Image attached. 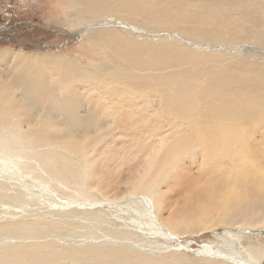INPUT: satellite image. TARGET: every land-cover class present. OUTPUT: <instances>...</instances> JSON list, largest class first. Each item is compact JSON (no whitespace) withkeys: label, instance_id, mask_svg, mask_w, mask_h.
<instances>
[{"label":"bare ground","instance_id":"obj_1","mask_svg":"<svg viewBox=\"0 0 264 264\" xmlns=\"http://www.w3.org/2000/svg\"><path fill=\"white\" fill-rule=\"evenodd\" d=\"M70 1L71 7L74 9L72 13H75L81 20L111 16L125 22L145 26V28L164 27L169 28L170 31L175 29L192 39L206 36L216 41L230 38L253 40L254 43L256 41L262 44L264 41V0ZM97 34L98 37L94 40L100 47H105V54L108 56L105 59L107 64L104 63L102 66L82 65L74 59L28 58L6 50L0 52V158L5 156V151L7 152L9 147L7 141L23 140L22 135L28 133L25 131L21 118H26L32 125H37L36 120L39 118V113L46 109L48 118H45L44 121L46 126H50L46 129H50L51 132L53 128L55 130L62 129L64 134L60 137L61 140L54 142L52 139H48L46 144L57 143L60 148L64 149L61 152L67 157L68 155L80 157L83 161H81L83 176H87V167L91 164H89L88 158L91 153H88L89 147L86 146V143L89 142L92 143V147L95 146L93 137H96L100 132L91 134L89 129L96 127V122H80L77 116L70 115L74 112L73 107L63 101L55 102V98L59 99L60 97L57 94L54 95L55 84L48 82V79L55 77V71L59 70L60 76L55 82L59 85L58 91L68 84H79L83 81L85 84H94L96 87L104 88L103 93L112 98L114 105L120 103L119 101L122 99H142L150 93H155L162 102L164 118L169 119L175 128H178L174 136L163 145L149 151L148 160L143 165L141 164L139 172H135L136 176L133 173L135 179L132 178L134 181L130 183L136 188L141 185L145 186L143 187L144 194L147 193L148 197L143 196L141 197L143 200L129 202V206H133L132 211L138 219L147 220L145 227L151 234L150 238H162L160 241L163 242L165 247L163 248L166 251L169 249L170 243L173 242L169 238L171 237L173 240L176 238L168 231L161 230L157 220H154L151 197L158 189L157 185L160 180L166 179L171 182L179 177L175 176V173L173 174L174 168L179 162L172 160L181 155H189L190 152L191 155L198 156L199 159L203 157L204 161L206 158L202 154L209 153L213 161L212 168L216 170L215 178H213L215 187L213 184H209L200 190H204L206 193L203 205L199 208V214L203 217L207 216L208 220L203 227L234 224L233 221L241 214L242 208H230V205L239 203L236 197L242 189L250 194L251 204L247 205V209L264 213V166L260 170L258 162L251 161L252 156H250L249 148V143H254L255 148L264 145V68L248 67L243 63L242 74L233 78L231 74H234L236 70L224 68L223 65L219 67L223 63L215 53L212 54L213 58L218 60L213 59L211 53L196 54V52H189V50L171 44L155 46L144 42L118 40V36H115L113 32ZM107 48L112 49L114 53L119 51L120 58L113 55ZM205 64H212L215 66L214 70L218 71L214 74L195 71ZM203 78L205 79L203 80ZM14 92L17 94V101H14ZM195 101L198 102L199 107L194 105ZM202 103L205 104L202 105ZM57 116L72 118L70 125L56 123ZM52 122H54L53 125ZM146 124L148 125V123ZM80 128H83V131H79ZM34 136L39 138L36 133ZM39 144L37 143L33 147L36 148ZM260 154L264 156V151H261ZM193 156L191 159L194 158ZM143 159L145 160V158ZM183 165L185 168L188 166L187 163ZM4 167V162L0 159V171ZM5 169L8 171L7 173L13 171L10 168ZM7 173H2L0 180L12 187L2 183L0 198L3 197V194L14 192L23 202L18 204L19 209H23L26 204L32 206V203H35L33 200L36 199H45L58 207L68 204L71 207L83 208L89 202V190L82 184H72L73 172L69 175L72 181L60 178L58 175L44 179L24 172H18V175L11 173L14 175V178L12 176L8 178L11 182H7ZM29 176L37 180V183L32 182L33 185H31L25 183L24 178H21ZM75 185V188L70 187ZM35 186L38 188L50 186L52 189H37ZM156 201L158 200L156 199ZM106 204L111 205L112 203L107 202ZM112 205L114 206V204ZM88 207L91 206L88 205ZM60 212L55 211V214ZM123 212L118 211L121 214H124ZM182 213L185 212L182 211ZM71 214L73 216L74 213L65 211L62 215L69 218ZM82 214L84 215L83 220L80 218V221L82 220L83 227L89 228L90 223L93 225H91L92 228L97 224H102L103 220L99 217L88 214L86 211ZM127 216L128 221L134 217ZM201 216L199 218H203ZM105 223L104 226L107 225V222ZM109 225L115 228L113 223H109ZM196 225L200 224L196 223ZM117 226L122 233L124 232L122 230H126L122 237H106L105 239H108L106 244L100 241V243H89V238H86L87 240L82 242V248L75 250L78 254L73 256L74 259L87 264H156L154 262L156 260L149 259V256L143 258L131 255V257L124 251L125 249L112 251L115 246L119 245L125 248L144 247L158 250L156 242L149 241L144 235L140 237L134 227L125 223ZM240 227L242 228L238 231L227 232L226 237L221 239V244L217 248L201 251V253H205L203 256L216 258L226 263L225 260H232L239 264H259L261 259L264 261V246L246 247L247 254L243 257L244 255L241 256L240 250L238 252V247L235 245L237 241L246 239L247 236L243 235V232L252 231L251 228L255 227L264 228V218L255 224L242 221ZM93 231L91 234L95 235L96 232ZM34 236L30 239L39 237ZM6 243L7 241L0 242V251H4L2 248ZM75 245L78 244L75 243ZM22 250L15 249L5 257L0 255V264H57L59 262L60 254L58 253L51 256L52 252L43 253V251L33 249L27 253ZM201 253L199 255H202ZM32 259H36V261H32Z\"/></svg>","mask_w":264,"mask_h":264},{"label":"rangeland","instance_id":"obj_2","mask_svg":"<svg viewBox=\"0 0 264 264\" xmlns=\"http://www.w3.org/2000/svg\"><path fill=\"white\" fill-rule=\"evenodd\" d=\"M70 3V0H12L9 4H0V52L6 50L15 55L28 58L74 59L82 65L102 66L106 63L105 59L108 56L105 54V47H100L94 38H97V33L100 32H113L115 36H118V40L144 42L155 46L171 44L189 50V52H196V54L204 53L206 55L211 53L212 58V54L215 53L216 57L223 63L219 67L223 65L224 68L228 67L236 70L234 74H231L233 78L242 74L243 63L247 64L248 67L264 68V41H262V44L256 41L254 43L253 40L252 42L230 38L221 40V42L206 36L192 39L175 29L170 31L169 28L164 27L145 28V26L125 22L111 16L81 20L75 13H72L74 9ZM107 49L120 58L119 51L114 53L112 49ZM143 58L146 59V57ZM143 58L142 60H144ZM217 58L214 57L213 59L218 60ZM214 67L212 64H205L200 69H195V71L203 74L205 72L214 74L218 71H215ZM56 71L55 77L48 79V82L55 84L54 95L57 94L60 97L59 99L54 97L55 102L63 101L68 106L73 107L74 112L70 115L77 116L80 122H96L97 126L89 129L91 134L100 132L96 137H93L95 138L93 141L95 146L92 147V143H86V146L89 147L88 153H91L88 158L89 164H91L87 167V176H83L84 171L81 168L83 167V161L80 157L73 155L67 157L61 152L64 149L60 148L57 143L46 144L48 139L56 142L61 140L60 137L64 135L62 129L55 130L53 128L52 132L50 129H46L50 127L46 126L44 121L45 118H48L46 109L39 113V118L36 120L37 125H32L28 123L26 118H21L25 131L28 133L22 135L23 140L7 141L9 143L7 152L5 151V156L0 158L5 165L4 169L0 171V175L8 172L5 168H10L13 170L11 173L16 175H18V172H24L36 178L44 179L58 175L60 178H66L69 181L71 180L69 175L73 172L74 180H71L72 184H82L84 188L86 187L89 190V202L83 208L71 207L68 204L58 207V205L45 199H36L33 200L35 203H32V206L26 204L23 209H19L18 204L23 202L14 192L3 194V197L0 198V242L7 241V243L2 248L4 251H0V255L5 257L15 249H23L22 252L27 253L35 249L43 251V253L52 252L51 256L54 253L60 254L57 264H87L73 257L78 254L75 250L82 248V242L89 238V243L104 242L106 244L108 241V239H105L106 237H122L126 230H122L124 231L122 233L117 225L121 226L125 223L134 227L137 231L135 232L140 234V237L144 235L147 236L149 241L156 242L158 250H154L155 248L150 250L144 247H137L138 249L136 247L125 248L119 245L115 246L112 251L125 249L124 251L130 256L136 255L143 258L149 256V259L154 258L156 260L154 261L156 264H239L232 260H225L226 263L216 258L203 256L205 253H201V251L208 248H217L221 244V239L226 237L227 232H235V230L238 231L242 228L240 227L242 221H248L251 224L262 221L264 213L247 209V205L251 204L249 201L250 194L242 189L236 197L239 203L230 205V208H242L241 214L233 221L234 224L203 227L208 220L206 219L207 216L203 217L199 214V208L203 205L206 193L204 190H200L209 184H213V187H215L213 178H215L214 173L216 170L212 168L213 161L209 153H207L209 156L202 154L206 158H204V161L202 160L203 157L199 159L198 156H193L190 152L189 155H181L173 159V162L177 160L179 162L173 171V174L175 173V176L179 177L171 182L166 179L160 180L157 185L158 189L151 197L152 210L155 215V218H152L155 221L157 220L161 230L168 231L176 238L172 240L173 242L170 245L168 244L169 249L167 251L164 249L163 242L160 241L162 238H150L151 234L148 233L145 227L147 220L138 219L132 211L133 206H129V202L143 200V198L141 199L143 196L148 197L147 193L144 194V185L136 188L130 183L134 181L132 178L135 179L141 164L143 165L148 160L149 151L163 145L178 131V128H175V125L169 119L164 118L165 115L159 96L150 93L142 99H122L119 101L120 103L114 105L112 98L103 93L104 88L96 87L94 84H85L83 81L79 84H68L58 91L59 85L55 82L60 73L59 70ZM223 71H226V69H223ZM14 101H17L16 92H14ZM197 101L194 102V105L199 107ZM204 104L202 103V105ZM57 117L56 123L65 126L70 125L72 118ZM146 123L151 124L147 127ZM53 124L54 122H52ZM79 131H83V128H80ZM34 133L39 138L35 137ZM37 143L40 144L34 148L33 146ZM249 148L251 151L250 156H252L251 161L258 162L261 170L264 166V156L260 152L264 151V145L255 148L254 143H249ZM192 156L193 159H191ZM183 158L184 160H182ZM182 162H184L183 164L187 163L188 166L185 168ZM11 173H7V179L10 176L14 178ZM21 178H24L25 183L31 185H33L32 182L37 183V180H34L32 176ZM7 182L11 181L8 179ZM2 183L6 182L0 180V188H2ZM6 185L8 184L6 183ZM70 187L75 188L76 185ZM37 189L48 190L52 187H37ZM63 195L66 196L64 193ZM160 201H162L161 204ZM107 202L114 204V206L106 204ZM70 205L74 206L73 204ZM88 205L91 207H88ZM55 211L61 212L55 214ZM65 211L74 214L73 216L71 214L69 218H65L62 215ZM85 211L99 217L104 222L101 221L102 224H97L98 228L96 226L92 228L91 223L89 226L92 229L83 227L81 223L84 215L82 213ZM118 211L123 212L125 215L118 213ZM182 211L185 213H182ZM127 215L134 217L128 221ZM185 216L186 218H184ZM199 216L203 218H199ZM190 221L194 222L193 225ZM105 222H107L108 226H106L108 228L103 225L106 224ZM109 223H113L115 228L110 227ZM196 223L200 225H196ZM191 227L192 230L190 231ZM251 229L252 231L243 232V235L247 236L246 239L235 243L238 252L240 250L241 256L244 255L243 257L247 254L246 247L264 246V228L255 227ZM91 231L96 232V234L92 235ZM127 232L133 233L131 231ZM34 235L39 237L30 239ZM75 243L78 245H75ZM200 253L202 255H199ZM32 261H36V259H32ZM258 263L264 264V261L261 259Z\"/></svg>","mask_w":264,"mask_h":264},{"label":"flooded vegetation","instance_id":"obj_3","mask_svg":"<svg viewBox=\"0 0 264 264\" xmlns=\"http://www.w3.org/2000/svg\"><path fill=\"white\" fill-rule=\"evenodd\" d=\"M12 0H0V4H9Z\"/></svg>","mask_w":264,"mask_h":264},{"label":"water","instance_id":"obj_4","mask_svg":"<svg viewBox=\"0 0 264 264\" xmlns=\"http://www.w3.org/2000/svg\"><path fill=\"white\" fill-rule=\"evenodd\" d=\"M170 240H173V239H171V237L169 238Z\"/></svg>","mask_w":264,"mask_h":264}]
</instances>
